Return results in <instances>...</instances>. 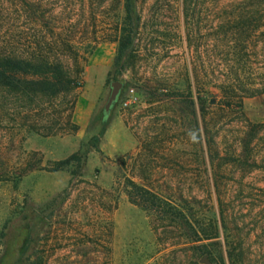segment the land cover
Masks as SVG:
<instances>
[{
	"label": "rangeland",
	"instance_id": "1",
	"mask_svg": "<svg viewBox=\"0 0 264 264\" xmlns=\"http://www.w3.org/2000/svg\"><path fill=\"white\" fill-rule=\"evenodd\" d=\"M122 10L123 0H0L1 35L71 33L82 56L80 88L0 90V264H211L130 202L129 180L216 220L220 237L206 243H229L226 264H264V93L227 107L216 87L228 77L264 88V4L138 0L135 51L117 71ZM113 81L123 87L98 148L57 170L99 134Z\"/></svg>",
	"mask_w": 264,
	"mask_h": 264
},
{
	"label": "trees",
	"instance_id": "2",
	"mask_svg": "<svg viewBox=\"0 0 264 264\" xmlns=\"http://www.w3.org/2000/svg\"><path fill=\"white\" fill-rule=\"evenodd\" d=\"M245 1L251 6L264 4V0ZM137 2L138 0H123L122 15L116 22L113 40L118 43V56L114 64L117 71L124 69V63L132 59L135 51L140 29ZM51 32L54 34L53 30ZM47 34L46 31L39 30L31 35L32 38L24 39V41L17 35L8 37L0 34V90L32 99L33 97L55 98L82 87V82L77 79L81 72L82 56L81 51L76 48L73 36L70 33L63 37L62 33H58L56 38H48ZM85 47V53H90L94 48L91 44ZM67 62L72 63L76 69V75L69 72L65 64ZM238 84L239 87L233 86V80L228 77L217 83L221 101L227 107L235 104L242 107L246 97L264 93V88L245 89L240 80ZM108 118L109 114L104 112L102 128L98 135L89 140L84 154L79 157L71 156L61 162L57 170L70 166L73 162L85 164L92 149L98 148L105 133ZM125 190L132 204L154 214L166 226L181 230L190 242L198 243L197 252L201 256H208L211 264H226L227 258L234 262L229 243L226 250L218 252L210 249L213 244L206 243L220 237L217 221L213 218H209L207 222L199 220L189 203L175 204L130 180L126 182Z\"/></svg>",
	"mask_w": 264,
	"mask_h": 264
},
{
	"label": "water",
	"instance_id": "3",
	"mask_svg": "<svg viewBox=\"0 0 264 264\" xmlns=\"http://www.w3.org/2000/svg\"><path fill=\"white\" fill-rule=\"evenodd\" d=\"M122 87H123V83L120 82V81H113L111 83V88H112L111 94H110V96L108 98V101H107L105 107H104V111H105L106 114L110 113L114 103L118 99V96L120 94V91H121ZM203 259L207 260L206 257H204Z\"/></svg>",
	"mask_w": 264,
	"mask_h": 264
}]
</instances>
